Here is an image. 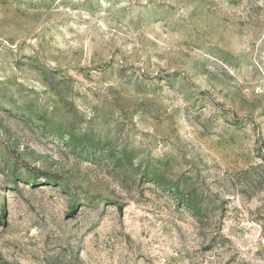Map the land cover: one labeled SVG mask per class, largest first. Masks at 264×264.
<instances>
[{"label":"rangeland","instance_id":"1","mask_svg":"<svg viewBox=\"0 0 264 264\" xmlns=\"http://www.w3.org/2000/svg\"><path fill=\"white\" fill-rule=\"evenodd\" d=\"M0 264H264V0H0Z\"/></svg>","mask_w":264,"mask_h":264}]
</instances>
